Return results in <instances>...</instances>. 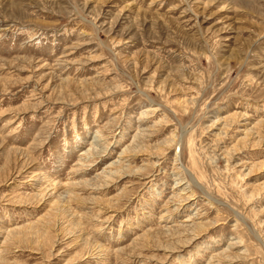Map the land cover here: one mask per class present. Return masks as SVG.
I'll return each instance as SVG.
<instances>
[{
  "label": "rangeland",
  "instance_id": "1",
  "mask_svg": "<svg viewBox=\"0 0 264 264\" xmlns=\"http://www.w3.org/2000/svg\"><path fill=\"white\" fill-rule=\"evenodd\" d=\"M0 264H264V0H0Z\"/></svg>",
  "mask_w": 264,
  "mask_h": 264
},
{
  "label": "bare ground",
  "instance_id": "2",
  "mask_svg": "<svg viewBox=\"0 0 264 264\" xmlns=\"http://www.w3.org/2000/svg\"><path fill=\"white\" fill-rule=\"evenodd\" d=\"M191 151H192V149H191ZM193 153H194V151H192ZM192 154V153H191ZM193 155V154H192Z\"/></svg>",
  "mask_w": 264,
  "mask_h": 264
}]
</instances>
